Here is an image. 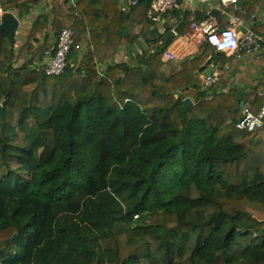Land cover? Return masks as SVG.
Masks as SVG:
<instances>
[{"label": "trees", "instance_id": "trees-1", "mask_svg": "<svg viewBox=\"0 0 264 264\" xmlns=\"http://www.w3.org/2000/svg\"><path fill=\"white\" fill-rule=\"evenodd\" d=\"M39 1L0 9L23 17ZM150 2L69 4L83 47L58 76L44 63L61 15L35 19L19 46L0 34V264H264V140L236 127L241 102L264 104V58L246 98L221 90L231 58L211 44L175 71L169 18L182 35L191 14L166 13L162 32ZM139 36L146 47L109 60ZM209 58L221 74L203 87Z\"/></svg>", "mask_w": 264, "mask_h": 264}, {"label": "built area", "instance_id": "built-area-1", "mask_svg": "<svg viewBox=\"0 0 264 264\" xmlns=\"http://www.w3.org/2000/svg\"><path fill=\"white\" fill-rule=\"evenodd\" d=\"M70 4L74 5L76 0H69ZM182 0H151L147 12V17L160 26L163 22L164 15L170 11L178 10ZM240 0H219L222 12L226 13L223 8L229 5L234 7ZM137 0L121 1V10L126 12L131 7L135 6ZM3 11L0 9V14ZM228 16V25L220 28L215 18H207L201 21H192L189 26V32L177 37L175 43L180 47L179 56L181 58L188 57L193 51L189 47H200L203 43L215 44V49L219 52H224L227 55L235 53L238 58L242 53L254 54L259 50L263 43L260 35L254 32L251 28L244 25L240 17L235 14L226 13ZM242 28V29H241ZM76 32L71 26H63L57 37L56 48L54 54L46 52L48 55L44 63V72L47 75L58 76L65 72L70 63V53L73 50H80L83 43L76 42ZM196 47V48H197ZM177 58V55L171 49L164 52L162 60L171 61ZM221 74L220 68L217 66L212 69L210 76L203 75L202 86L217 83ZM264 100V92L260 93ZM242 116L236 124L240 130L248 132H264V104L257 113H253L247 105L242 106Z\"/></svg>", "mask_w": 264, "mask_h": 264}, {"label": "crops", "instance_id": "crops-1", "mask_svg": "<svg viewBox=\"0 0 264 264\" xmlns=\"http://www.w3.org/2000/svg\"><path fill=\"white\" fill-rule=\"evenodd\" d=\"M121 1L124 0H119ZM69 3H66L65 0H40L39 3L34 6L30 13L26 16L19 17L16 12H12L19 20V27L16 31L15 35V44L19 46L26 39L27 33L35 19L38 17H43L47 20H51L55 15H61L63 17V26H71L73 23V18L68 16L69 11ZM223 10L226 13L235 14L241 18L244 25L251 28L254 32L260 35L263 39L264 35V0H240L239 3L234 7L233 5H229L224 7ZM178 13H190L191 21H197L202 18V20L207 18H215L218 22L220 28H224L228 25V16L226 13L222 12L221 6L219 4V0H182L180 4V8L176 10ZM214 13L213 15H211ZM181 20V17H171L169 18V22L173 24L169 31L173 30L176 33L174 40L168 46L167 49H171L177 55V58L171 61H165L170 67H172L175 71L180 68V63L185 58H181L178 54L180 47L177 43H175L177 37L181 36L177 32L178 22ZM201 21V20H199ZM164 22V21H163ZM162 22V23H163ZM160 31H164V27L162 24L158 26ZM139 26H137V31H139ZM242 29V28H241ZM258 30V31H257ZM168 31V32H169ZM189 32V28L187 34ZM183 35V34H182ZM138 47H146V43L144 39L139 36L138 43L135 45L125 46L122 45L116 54L112 55L109 58L110 61L117 60H125L127 53H133L135 50H138ZM189 47L193 52L188 55L192 56L199 47ZM217 51V50H216ZM219 52V51H217ZM225 54V53H224ZM226 58H231L226 62L224 68L227 71L225 75L226 83L221 86V90L227 91L230 88L238 87L241 91L244 92V97H247V94L251 91L252 87H254L258 81L263 80V76L261 75V66L259 64L260 58H264V45L259 48L258 51L254 54H246L242 53L241 57L238 58L235 53L231 55L225 54ZM187 58V57H186ZM210 59V58H209ZM211 69L216 67L214 61L211 58V63L208 65ZM203 72L200 75L202 79ZM258 137L264 140V132L258 134Z\"/></svg>", "mask_w": 264, "mask_h": 264}, {"label": "water", "instance_id": "water-1", "mask_svg": "<svg viewBox=\"0 0 264 264\" xmlns=\"http://www.w3.org/2000/svg\"><path fill=\"white\" fill-rule=\"evenodd\" d=\"M212 13L211 15H213ZM19 27V20L18 18L10 11H6L0 14V34L6 33L7 37L10 41V43L15 42V35L16 31ZM176 36L175 31L171 30L165 35V39H174ZM211 63V58L206 61V63L200 68V72H203L206 76H210L212 73V69L208 67V65ZM183 89L175 90L174 95H181ZM192 104V99L187 97L184 99L183 108L188 109L190 105ZM244 105L243 102H241L240 106L242 107ZM0 115H3V106L0 103Z\"/></svg>", "mask_w": 264, "mask_h": 264}, {"label": "clouds", "instance_id": "clouds-1", "mask_svg": "<svg viewBox=\"0 0 264 264\" xmlns=\"http://www.w3.org/2000/svg\"><path fill=\"white\" fill-rule=\"evenodd\" d=\"M212 46H215V44H213Z\"/></svg>", "mask_w": 264, "mask_h": 264}, {"label": "rangeland", "instance_id": "rangeland-1", "mask_svg": "<svg viewBox=\"0 0 264 264\" xmlns=\"http://www.w3.org/2000/svg\"><path fill=\"white\" fill-rule=\"evenodd\" d=\"M256 216H258L257 214H256ZM259 217V216H258Z\"/></svg>", "mask_w": 264, "mask_h": 264}]
</instances>
